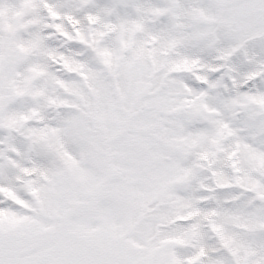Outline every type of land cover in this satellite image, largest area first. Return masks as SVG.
Segmentation results:
<instances>
[{
	"label": "snow or ice",
	"instance_id": "snow-or-ice-1",
	"mask_svg": "<svg viewBox=\"0 0 264 264\" xmlns=\"http://www.w3.org/2000/svg\"><path fill=\"white\" fill-rule=\"evenodd\" d=\"M0 264H264V0H0Z\"/></svg>",
	"mask_w": 264,
	"mask_h": 264
}]
</instances>
